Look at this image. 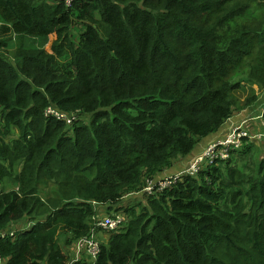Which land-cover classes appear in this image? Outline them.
<instances>
[{"label": "trees", "instance_id": "1", "mask_svg": "<svg viewBox=\"0 0 264 264\" xmlns=\"http://www.w3.org/2000/svg\"><path fill=\"white\" fill-rule=\"evenodd\" d=\"M242 83L264 89V0H0V261L69 264L94 229L95 262L73 264H264V158L234 164L248 139L141 194L251 106ZM100 210L121 226L95 228Z\"/></svg>", "mask_w": 264, "mask_h": 264}, {"label": "built area", "instance_id": "2", "mask_svg": "<svg viewBox=\"0 0 264 264\" xmlns=\"http://www.w3.org/2000/svg\"><path fill=\"white\" fill-rule=\"evenodd\" d=\"M62 2L66 7H71L75 0H51V2ZM47 117H52L57 120H64L67 124H71L76 118L72 116H66L59 113L57 110L49 108L45 114ZM244 122H241L238 126L233 125L227 135L214 144L209 145L200 152L197 156L192 157L184 169L174 173L165 174L159 179H148L145 181V187L141 194L152 196L156 193H160L166 189L171 188L176 183L183 180L184 177H195L199 172L206 167H211L218 160L225 161L230 158V151L239 149L242 146L243 139L260 141L263 138L262 134H255L250 136L246 129H244ZM17 190V189H16ZM3 193L2 186L0 184V195ZM94 223L95 228H99L105 232H111L121 226L123 218L119 215H108L104 217H97ZM13 234H10L12 236ZM5 235H2L4 237ZM74 262H77L83 255L88 257L91 263L95 262V259L100 252V242L96 239L94 229L88 236L82 237L74 245ZM1 264V262H0Z\"/></svg>", "mask_w": 264, "mask_h": 264}, {"label": "rangeland", "instance_id": "3", "mask_svg": "<svg viewBox=\"0 0 264 264\" xmlns=\"http://www.w3.org/2000/svg\"><path fill=\"white\" fill-rule=\"evenodd\" d=\"M27 42L29 45H33L35 42L39 43L40 40L27 39ZM46 49H47V46H46ZM13 51H14V48L7 50L9 57H10V54L13 53ZM234 94L236 95L237 100L241 105L245 104L248 97L250 98L251 96H253L255 98V100L253 101L250 107L248 108L244 107L242 110L235 111L233 113V116L230 119L232 121H235L234 125L238 126L241 122H244L245 123L244 129L247 130L250 136H253L255 134H262L263 136V138H261L262 140L260 141L247 140L248 142L253 143L251 144L252 147L249 149L250 152L245 157L239 159L238 162L237 160L234 162V164L238 166L240 170L246 171L247 166L248 168L251 167L252 169H254L256 167V162L264 158V130H263L261 121L258 120L259 115L264 110V89H260L256 85L248 86L246 83H242V88L239 91L235 92ZM235 152L230 154L231 160L236 159ZM251 162H254L252 166L250 165ZM260 176L264 178V170L261 172ZM137 201L138 200H136L134 203H131L130 206L135 205ZM104 211L105 210H103L101 213L99 212L100 217H103L104 215H106ZM95 236L99 242H101L99 238L104 241L107 240L108 238L107 234H104L102 232H95ZM73 249H74V245L71 246L70 249L68 248L64 250L70 256L69 264L74 263L75 254H74ZM80 259L81 258H79V260ZM0 262L1 264H5L2 261Z\"/></svg>", "mask_w": 264, "mask_h": 264}, {"label": "crops", "instance_id": "4", "mask_svg": "<svg viewBox=\"0 0 264 264\" xmlns=\"http://www.w3.org/2000/svg\"><path fill=\"white\" fill-rule=\"evenodd\" d=\"M264 111V110H263ZM260 116V115H259ZM258 120L260 121V118H258ZM235 121H232L231 119H229L222 127V129L219 131L218 134L214 135V136H211L208 140H206L204 143H205V146L207 147L208 144L210 143V141H214V140H219V139H223L227 133L229 132V130L231 129V127L234 125ZM203 147L200 148V150L202 149ZM205 147L202 149L204 150ZM201 150V151H202ZM200 151V152H201ZM193 156H189L187 159L183 160L184 163L182 164L183 166L188 163V161L192 158ZM186 166V165H185ZM182 169H178V166L177 165H174L173 168L167 172L168 174H174L178 171H180ZM166 174V173H165Z\"/></svg>", "mask_w": 264, "mask_h": 264}]
</instances>
